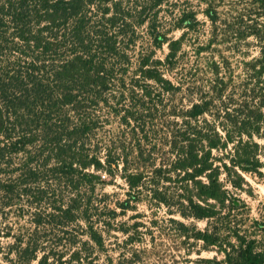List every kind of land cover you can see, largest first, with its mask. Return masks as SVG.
I'll return each mask as SVG.
<instances>
[{
  "label": "trees",
  "instance_id": "1",
  "mask_svg": "<svg viewBox=\"0 0 264 264\" xmlns=\"http://www.w3.org/2000/svg\"><path fill=\"white\" fill-rule=\"evenodd\" d=\"M163 1L0 0V241H9L5 252L0 245V257L5 263L98 264L113 222L146 195L182 219L206 221L198 229L171 220L183 237L221 252L225 264H264V252L232 220V211L243 206L233 193L243 191L242 173L263 176L253 135L264 139V87L257 108L240 104L246 119L234 123L236 130L209 120L223 88L206 94L203 85L195 92L191 82L172 80L181 39H169L159 29ZM250 1L264 17V0ZM194 25V16L184 13L174 27ZM142 27L149 44L136 53ZM251 34L264 41V27ZM165 44L168 51L160 60L155 54ZM259 54L250 64L253 70L258 66L254 72L264 83V43ZM177 95L198 98L167 109L166 96ZM224 117L229 122L231 115L225 111ZM252 117L254 130L248 132ZM112 122L119 130L109 135ZM152 129L162 133L160 140L153 142ZM216 151L221 155L214 156ZM116 177L127 187L126 199L108 208L101 204L108 197L103 189ZM171 182L175 192L168 196L160 186ZM71 223L80 230L75 236L68 233ZM119 231L127 233L123 227ZM58 233L69 235L70 242L50 246Z\"/></svg>",
  "mask_w": 264,
  "mask_h": 264
},
{
  "label": "rangeland",
  "instance_id": "2",
  "mask_svg": "<svg viewBox=\"0 0 264 264\" xmlns=\"http://www.w3.org/2000/svg\"><path fill=\"white\" fill-rule=\"evenodd\" d=\"M158 12L159 29L166 32L169 39H181L178 51L179 65L170 77L172 80L191 82L196 86L195 92L202 85L206 94L212 89L219 91L223 88L221 101H215L217 107L212 109V114H215L208 119L222 124L225 130H236L234 123L246 119L240 104L247 102L251 108H257L262 98L260 86L264 87L263 82L258 83L259 76L254 72L258 70V66L253 70L250 64L259 59L260 47L264 43L258 42L251 34L254 28L264 27V17L257 15L258 6L250 0H164ZM208 12L215 14L214 22L208 17ZM184 13L194 16L195 25L192 29L174 27ZM148 44L149 35L146 27H142L136 53L144 52ZM167 51L165 44L156 52V58L162 60ZM260 78L263 79L264 75ZM197 98L198 95H193L191 99ZM191 99L180 98V95L173 98L166 96L165 107L170 109L180 104L188 105ZM218 109L219 116L216 117ZM225 111L231 115L229 122L224 117ZM160 119L161 116L157 118V122ZM255 120V117L249 119L251 124L248 132L254 130ZM108 129L109 135L117 134L119 130L115 122H112ZM154 130H151L153 142L160 140L162 135L159 130ZM219 132L224 135L221 129ZM261 133H264V125L261 126ZM242 139H247L246 134H243ZM253 140L260 145L258 156L263 164V176L242 173L246 182L243 184V191L233 193L243 202V206L232 211L235 215L232 220L249 238L255 240L257 250L264 252V139L253 135ZM232 148V144H229L227 152ZM213 154L219 156L221 152L216 151ZM220 178L226 188L230 189L225 176ZM110 182V185L103 189L108 197L103 198L102 201H105L101 204L114 208L117 201L126 199L127 187L119 177L111 179ZM160 188L167 192L168 196L175 192L174 182L165 183ZM58 191L57 189L56 193ZM105 218L106 216H102L100 222ZM171 220L183 222L188 227L196 226L198 229L207 226L206 221L182 219L175 212L172 214L167 207L143 195L142 201L135 209L119 215L113 222V229L109 234H105V251L100 252L98 264H203L198 263L200 259H212L225 264L221 252L216 248L205 250L201 242L183 237ZM121 227L125 228L127 233H121ZM101 229L104 230L103 227ZM79 231L73 223L68 227L70 236L77 235ZM187 234H191V230H188ZM69 235L58 233V237L50 242V246L69 243ZM60 236L64 237L61 242ZM8 242L0 241L3 252L6 251ZM0 264L7 263L0 257Z\"/></svg>",
  "mask_w": 264,
  "mask_h": 264
}]
</instances>
